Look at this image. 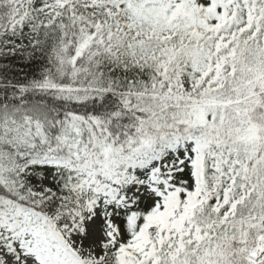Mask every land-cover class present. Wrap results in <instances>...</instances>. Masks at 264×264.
<instances>
[{"label":"snow or ice","instance_id":"1","mask_svg":"<svg viewBox=\"0 0 264 264\" xmlns=\"http://www.w3.org/2000/svg\"><path fill=\"white\" fill-rule=\"evenodd\" d=\"M0 264H264V0H0Z\"/></svg>","mask_w":264,"mask_h":264}]
</instances>
